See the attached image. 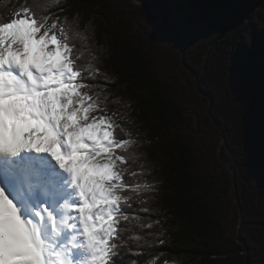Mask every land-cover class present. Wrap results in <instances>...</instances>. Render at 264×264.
Instances as JSON below:
<instances>
[{
	"label": "trees",
	"instance_id": "1",
	"mask_svg": "<svg viewBox=\"0 0 264 264\" xmlns=\"http://www.w3.org/2000/svg\"><path fill=\"white\" fill-rule=\"evenodd\" d=\"M138 1L0 0V9L28 3L38 16L77 17L86 29L81 63L95 56L100 75L90 82L103 87L94 91L108 94V109L136 141L129 167L142 164L139 182L157 189L126 209L153 223L126 225L132 251L144 243L136 235L155 246L125 254V264L149 252L155 261L264 264V0Z\"/></svg>",
	"mask_w": 264,
	"mask_h": 264
},
{
	"label": "snow or ice",
	"instance_id": "2",
	"mask_svg": "<svg viewBox=\"0 0 264 264\" xmlns=\"http://www.w3.org/2000/svg\"><path fill=\"white\" fill-rule=\"evenodd\" d=\"M85 32L77 17L38 16L28 3L0 9V264H125L155 246L136 235L144 243L133 252L122 236L132 220L153 227L126 209L157 189L139 182L142 164L129 167L136 141L107 114L108 94L94 91L103 87L90 82L95 56L81 63Z\"/></svg>",
	"mask_w": 264,
	"mask_h": 264
},
{
	"label": "rangeland",
	"instance_id": "3",
	"mask_svg": "<svg viewBox=\"0 0 264 264\" xmlns=\"http://www.w3.org/2000/svg\"><path fill=\"white\" fill-rule=\"evenodd\" d=\"M138 1V0H137ZM133 2H134V0H133ZM141 2V1H140ZM135 3V2H134ZM142 5V4H141ZM196 87H195V89H196V93L198 94V95H200L201 94V90H200V88H199V86H198V82H196ZM203 93V92H202ZM201 95H203V96H205V93H203V94H201ZM211 99H212V97L211 96H209V102H211ZM107 114L109 115V116H111V115H116L117 116V113H115L113 110H110V109H107ZM118 124H120L123 128H124V123H120V122H118V120L116 121ZM219 151L220 150H218V154H219ZM221 152V151H220ZM222 154V153H221ZM220 155V154H219ZM220 156H222V155H220ZM234 186V185H233ZM242 224V221L240 220V222H239V226ZM238 236V237H237ZM236 241H237V239H242L241 237H240V234H239V229H237V232H236ZM237 243H239V242H237ZM165 261H167L168 262V264H200V262L198 261V260H193V259H188V258H184V257H177V256H173V255H162L161 257H159L156 261H155V264H165Z\"/></svg>",
	"mask_w": 264,
	"mask_h": 264
},
{
	"label": "water",
	"instance_id": "4",
	"mask_svg": "<svg viewBox=\"0 0 264 264\" xmlns=\"http://www.w3.org/2000/svg\"><path fill=\"white\" fill-rule=\"evenodd\" d=\"M134 2H135L136 5L144 4V2H140V1H137V0H134ZM201 94H203V93L201 92ZM219 154L222 155L220 151H219ZM225 160H226V166L228 168V161H227V159H225ZM231 176H232V174H231ZM232 178H233V176H232ZM237 242L244 243V241L242 239H237Z\"/></svg>",
	"mask_w": 264,
	"mask_h": 264
},
{
	"label": "bare ground",
	"instance_id": "5",
	"mask_svg": "<svg viewBox=\"0 0 264 264\" xmlns=\"http://www.w3.org/2000/svg\"><path fill=\"white\" fill-rule=\"evenodd\" d=\"M264 43V42H263ZM249 45V44H248Z\"/></svg>",
	"mask_w": 264,
	"mask_h": 264
}]
</instances>
